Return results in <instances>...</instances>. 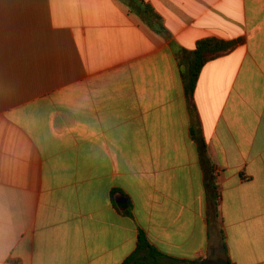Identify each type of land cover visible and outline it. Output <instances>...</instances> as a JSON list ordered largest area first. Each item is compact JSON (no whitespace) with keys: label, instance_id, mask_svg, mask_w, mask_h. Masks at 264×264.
Masks as SVG:
<instances>
[{"label":"crops","instance_id":"0c3cea01","mask_svg":"<svg viewBox=\"0 0 264 264\" xmlns=\"http://www.w3.org/2000/svg\"><path fill=\"white\" fill-rule=\"evenodd\" d=\"M207 38L242 43L187 98ZM140 230L264 264V0H0V264H126Z\"/></svg>","mask_w":264,"mask_h":264},{"label":"trees","instance_id":"16d2710c","mask_svg":"<svg viewBox=\"0 0 264 264\" xmlns=\"http://www.w3.org/2000/svg\"><path fill=\"white\" fill-rule=\"evenodd\" d=\"M145 14H148L150 20L157 21L159 18L152 12L150 8L147 7ZM160 28L153 27V31L159 33ZM242 43V39L235 40H219L213 38H207L199 40L193 51L192 59L186 74L183 75V80L185 83V94L187 98H190L195 90V85L197 84L198 77L202 67L218 58L225 55L226 53L233 50L238 44ZM200 155L202 162L205 161V145L201 142ZM123 214L130 215L129 210H123ZM136 249L133 251L132 255L127 259L126 264H200L203 258H197L194 260H180L171 257L161 250L159 251L155 246H153L143 231L138 232ZM226 251L225 245L223 247ZM225 259L229 261L225 253Z\"/></svg>","mask_w":264,"mask_h":264},{"label":"water","instance_id":"95a60500","mask_svg":"<svg viewBox=\"0 0 264 264\" xmlns=\"http://www.w3.org/2000/svg\"><path fill=\"white\" fill-rule=\"evenodd\" d=\"M117 206L120 210H126L127 205L123 203V200L117 203ZM200 264H231L230 261H227L224 258H217V259H203Z\"/></svg>","mask_w":264,"mask_h":264},{"label":"built area","instance_id":"2783aa9c","mask_svg":"<svg viewBox=\"0 0 264 264\" xmlns=\"http://www.w3.org/2000/svg\"><path fill=\"white\" fill-rule=\"evenodd\" d=\"M219 173H220V171L218 169H214L212 172V176L217 177Z\"/></svg>","mask_w":264,"mask_h":264}]
</instances>
